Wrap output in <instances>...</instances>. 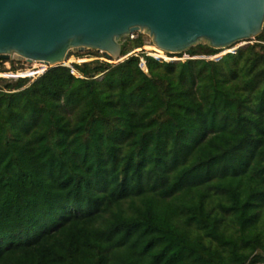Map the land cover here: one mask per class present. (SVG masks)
Returning <instances> with one entry per match:
<instances>
[{"label": "trees", "instance_id": "16d2710c", "mask_svg": "<svg viewBox=\"0 0 264 264\" xmlns=\"http://www.w3.org/2000/svg\"><path fill=\"white\" fill-rule=\"evenodd\" d=\"M143 45L0 78V264H264V23Z\"/></svg>", "mask_w": 264, "mask_h": 264}, {"label": "water", "instance_id": "95a60500", "mask_svg": "<svg viewBox=\"0 0 264 264\" xmlns=\"http://www.w3.org/2000/svg\"><path fill=\"white\" fill-rule=\"evenodd\" d=\"M263 23L264 0H0V59L53 68L95 50L119 62L139 31L169 54L225 49L254 40Z\"/></svg>", "mask_w": 264, "mask_h": 264}, {"label": "rangeland", "instance_id": "374dc122", "mask_svg": "<svg viewBox=\"0 0 264 264\" xmlns=\"http://www.w3.org/2000/svg\"><path fill=\"white\" fill-rule=\"evenodd\" d=\"M138 35H142L143 36V38L145 40V45H143L142 47L136 48L134 51L138 52V51L142 50V51H145L146 53H148V55H150L149 53H151V51H149L147 48H145L146 46H150V45L152 46L153 45L150 36L145 31H139V32L133 33L132 36L130 35L129 38H135ZM245 42H247V41L238 42V43H236L235 45H233L231 47L222 49L216 55H213L211 57H206V58L207 59H210V58L217 59L220 56H222L223 54H225L227 52H230V51H233L237 47L245 44ZM252 42H254V40H251L249 43H252ZM92 51H95V50H85L84 52H80V53H82L80 55H83V57H87L86 56L87 53H90ZM95 52H97V51H95ZM97 53H98V55H102L101 57H103L102 53H100V52H97ZM77 54L78 53H74V52H72L70 54L69 60L67 61V63H69L70 66H71V64L73 62H76L78 58L82 57V56H79ZM158 54H161V53H158ZM165 54H169V53L165 52ZM161 56L165 57L164 55H161ZM161 56H158V57L161 58ZM167 56H169V55H167ZM184 56H185V54H182V56L174 57V59L175 60H187V59L184 58ZM174 59H170V60H174ZM104 60H105V58H104ZM161 60H165V59H161ZM170 60L168 59V61H170ZM107 61H109V60H107ZM4 67H5L6 71L0 73V78H3V79L4 78H10L12 76V74L18 73L19 76L29 77L31 80H33V79H35L36 77L39 76L38 73H40V72L45 70V66H43V64H40L38 62L27 63L26 61H15L13 59L5 60Z\"/></svg>", "mask_w": 264, "mask_h": 264}, {"label": "built area", "instance_id": "2783aa9c", "mask_svg": "<svg viewBox=\"0 0 264 264\" xmlns=\"http://www.w3.org/2000/svg\"><path fill=\"white\" fill-rule=\"evenodd\" d=\"M131 36H132V34H131ZM128 54H130V53H128ZM128 54H127V55H128ZM147 54H148V53H147ZM149 54H150V53H149ZM127 55L121 56L120 59L123 60ZM150 56L154 57V56L151 55V54H150ZM93 58H97V57L84 58V59H82V58H78L76 62H79V61H82V60H90V59H93ZM98 58H99V59H104L105 57H104V58H103V57H98ZM154 58H156V57H154ZM156 59H158V58H156ZM170 59H171V58H170ZM170 59H169V60H170ZM105 60L107 61L106 58H105ZM165 60H168V59H165ZM1 73H2V72H1ZM11 77H19V75H18V73H16V74H12Z\"/></svg>", "mask_w": 264, "mask_h": 264}, {"label": "bare ground", "instance_id": "6f19581e", "mask_svg": "<svg viewBox=\"0 0 264 264\" xmlns=\"http://www.w3.org/2000/svg\"><path fill=\"white\" fill-rule=\"evenodd\" d=\"M155 46V45H154ZM156 47V46H155ZM157 49H159L160 51H162L160 48H158V47H156ZM164 52V51H163ZM155 56H158L156 53H153ZM161 56V55H160ZM161 58H163L162 56H161ZM69 60V59H68ZM35 62V61H34ZM65 63H67V61L66 62H62L61 63V65H64ZM43 66H45V68L46 67H50V65H45V64H43ZM43 72V71H42ZM42 72H40V73H42ZM39 74V73H38Z\"/></svg>", "mask_w": 264, "mask_h": 264}, {"label": "flooded vegetation", "instance_id": "af4514ba", "mask_svg": "<svg viewBox=\"0 0 264 264\" xmlns=\"http://www.w3.org/2000/svg\"><path fill=\"white\" fill-rule=\"evenodd\" d=\"M125 41H126V40H125ZM125 41H123V43H124Z\"/></svg>", "mask_w": 264, "mask_h": 264}]
</instances>
